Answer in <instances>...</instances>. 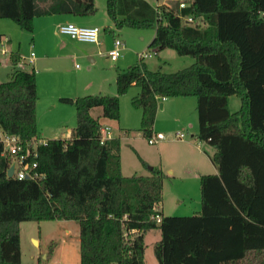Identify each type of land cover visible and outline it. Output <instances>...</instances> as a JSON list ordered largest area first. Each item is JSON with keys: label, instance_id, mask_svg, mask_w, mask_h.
Masks as SVG:
<instances>
[{"label": "trees", "instance_id": "trees-1", "mask_svg": "<svg viewBox=\"0 0 264 264\" xmlns=\"http://www.w3.org/2000/svg\"><path fill=\"white\" fill-rule=\"evenodd\" d=\"M73 1L82 16L95 14L94 0ZM166 1L170 6L155 11L144 0H105L112 28L103 31L116 38L124 28L153 30L148 49L189 57L191 66L152 72L140 59L117 72L115 96L64 99L75 107L76 124L69 140L38 147L39 182L7 178L9 160L0 156V264H21L19 225L28 221L75 222L80 264H145L144 236L152 230L161 238L152 250L157 264H264V0H192L181 9V0ZM188 17L199 24L187 25ZM34 19V0H0V20L32 33ZM9 61L0 130L26 143L38 136L35 72L15 68L18 54ZM133 85L140 92L131 104L142 111L138 131L146 139L161 98H196V137L215 149L218 173L199 177L195 215L164 216L168 176L124 177L120 139L100 142L103 127L119 126V98ZM231 96L240 101L232 113Z\"/></svg>", "mask_w": 264, "mask_h": 264}, {"label": "crops", "instance_id": "crops-1", "mask_svg": "<svg viewBox=\"0 0 264 264\" xmlns=\"http://www.w3.org/2000/svg\"><path fill=\"white\" fill-rule=\"evenodd\" d=\"M53 1L54 5L49 4L39 11V6L34 0L35 19L32 33L21 31L16 24L14 26V24L9 22L0 24V42L8 54V58L5 60L7 65L10 63L9 57L11 54L27 57L30 52H34L30 71L35 72L36 79L38 97L36 102L38 136L36 140L39 142L69 140L76 124L75 107L71 102L63 100H75L87 95L115 96L116 75L118 71H122V69L115 70V67L112 70L108 64L102 62L104 64L103 66L101 65L100 70H94L95 72H93V66L96 64L97 59L100 57L108 59L107 53L112 45V39L109 38L110 35L103 31L106 27L112 28L106 13L105 4L99 3L98 5L96 0H94L95 14L85 17L81 15L82 7L75 1L59 0V3H56L55 0ZM144 1L154 9L156 6H170L171 4L166 0ZM191 3L192 0H181L179 5L184 4V6H187ZM179 9L181 8L179 7ZM63 24L99 28V44L81 43L59 34L57 28ZM152 36L147 44V49L154 39V33ZM85 59L93 66L86 64L81 69L76 63ZM188 59L190 60L184 61L186 65L183 68H187L194 63L191 58ZM147 69L152 72L160 70L171 74L165 72L161 66H158L156 70ZM24 70H26V67ZM12 72L13 67H11V74ZM11 74H9V77ZM186 109L191 110L192 118V111L194 113L196 110V101L193 98L178 97L176 99L161 98L159 100L158 112L153 125V134L162 133L165 138L156 145L158 146L155 150L156 155L140 150V147L137 146L136 136L129 133L131 130L136 129H131L132 127L127 125L122 115L120 125L117 127L118 130L119 127L121 129L118 134H115L113 129L107 127L110 130L111 139H120L121 173L124 177L133 175L149 176L152 170H161L168 176L162 182V200H165V196H173L176 198L175 200L180 199L183 203L179 201L175 209H167L165 203L164 205L162 204L161 212L164 216L179 217L197 214L201 207L199 177L205 174L215 175L218 173L217 166L211 163L210 160L215 149L197 139V123H195V126L193 125V120H190V117L185 114ZM131 118H135V112L131 113ZM180 128L185 129L187 133ZM177 134H182L183 138H176ZM123 142L124 145L126 143L132 144L131 148L138 162L143 167H146L145 172L143 169L138 171V166L136 165L125 164L122 149ZM125 170L127 171L126 173ZM186 203L192 205V207L190 208ZM165 209H167V212ZM179 209L185 212L177 214ZM152 231L157 232L160 238L158 230ZM65 233L67 236L70 234L79 235V228L72 226L66 229ZM32 241L35 245H39L38 240L32 239Z\"/></svg>", "mask_w": 264, "mask_h": 264}, {"label": "rangeland", "instance_id": "rangeland-1", "mask_svg": "<svg viewBox=\"0 0 264 264\" xmlns=\"http://www.w3.org/2000/svg\"><path fill=\"white\" fill-rule=\"evenodd\" d=\"M37 6L41 7L39 11L43 10L42 8L46 7L49 4L54 5V1L50 0H35ZM56 3H59V0H55ZM96 3L105 4V0H96ZM2 22H9L10 24H14L12 21L8 20H0V24ZM8 24V23H7ZM154 31L153 30H132L129 28H124L120 31L116 32V38H109L113 40L118 39L124 42V48L121 52V56L119 57L117 62H112L109 59L99 58L96 60V64H90V62L85 59L82 62H77L76 64L81 69L84 66L92 65L93 72L94 70H100L101 65L103 66L105 62L110 66V69H127L128 67L134 66L139 63V56L146 52L149 56L147 59H143V62L147 65V68L157 69L158 66H161L165 72L169 73H176V71L182 69L186 64H184L185 60L189 57H180L175 54L171 50H162L159 51L157 54H154L153 50L147 49V44L150 39L153 37ZM112 47V45H111ZM111 49V48H110ZM8 54L6 56L0 55V83L6 82L9 79V74H11V65H7L5 60H7ZM30 72V67L27 66L26 70ZM139 93V88L135 85L131 86L126 94L120 96L119 100V110H120V118L122 115L123 120L127 123V125L131 126V130L129 133L134 134L137 138V146L140 147V150L145 153L155 154V150L158 146H151L147 144L146 138L143 137L142 133L139 132V125L141 120L142 111L135 109L132 104L131 100L137 96ZM116 95V91H115ZM191 98V97H188ZM196 101V98H193ZM240 101L236 96H231L228 102V108L230 112H236L240 109ZM97 112H100V109L93 111L92 115L97 117ZM135 112V118H131V113ZM186 116H189L190 120H193V125L197 123V111L193 113L192 111V118H191V110L189 111L186 109ZM120 118H119V125H120ZM103 122V121H102ZM111 124V123H109ZM113 129L115 134H118L121 131L120 127L119 130L117 127H109ZM181 130L182 129L180 128ZM187 133V131H185ZM132 144L126 143V145H122L123 149V159L125 164H129L130 166H138V171L145 172L146 167L140 165L132 150ZM127 171L125 170V173ZM132 175V174H131ZM173 196H165V202L163 201V205L168 208L176 207L180 199L175 200ZM182 202V201H181ZM183 203V202H182ZM187 204V203H186ZM192 207V205L187 204ZM167 209L165 211L167 212ZM182 209H179V213H184ZM173 214V213H169ZM183 215V214H182ZM172 216V215H168ZM176 217V216H173ZM178 217V216H177ZM184 217V216H179ZM178 217V218H179ZM69 224V225H68ZM74 226L78 228V225L73 221H46V222H22L19 225L20 231V253H21V264H80V257H79V237L78 234H70L67 236L65 233L66 229ZM32 239H36L39 242V245H35ZM160 240L159 235L155 231L148 232L145 236L146 242V249L144 253L145 257V264H157L155 257L153 256L152 247L153 244ZM47 256V258H45Z\"/></svg>", "mask_w": 264, "mask_h": 264}, {"label": "built area", "instance_id": "built-area-1", "mask_svg": "<svg viewBox=\"0 0 264 264\" xmlns=\"http://www.w3.org/2000/svg\"><path fill=\"white\" fill-rule=\"evenodd\" d=\"M159 6H156L155 11ZM180 8L185 7L184 4L179 5ZM184 22L187 25L197 26L199 22L194 21L191 17L184 18ZM57 31L59 34L68 37L71 40L81 43L99 44L100 30L97 27L86 28L78 27L74 24H63L58 26ZM124 48V44L121 40L115 39L112 42V47L107 53V58L115 62L121 56V52ZM7 51L4 49L0 42V55L5 56ZM149 57L146 53L140 54L139 59H145ZM34 59V52H30L27 57H19V61L16 65V69L24 70L25 67L31 66ZM165 99V98H162ZM165 135L162 133L152 134V136L146 139L147 144L156 146L164 140ZM176 138H183L182 134H177ZM111 139L110 130L107 127H103L100 130V142L101 144ZM46 142H39L36 139L30 142L23 143L19 136L13 134H7L0 130V156L6 157L9 160V168H13L12 178L18 180H28L32 182H39L44 179V175L37 170L38 147ZM8 168V170H9ZM155 220L159 223L160 217L156 216Z\"/></svg>", "mask_w": 264, "mask_h": 264}, {"label": "water", "instance_id": "water-1", "mask_svg": "<svg viewBox=\"0 0 264 264\" xmlns=\"http://www.w3.org/2000/svg\"><path fill=\"white\" fill-rule=\"evenodd\" d=\"M12 171H13V168L12 167L9 168V170L7 171V174H6L7 178H12Z\"/></svg>", "mask_w": 264, "mask_h": 264}]
</instances>
